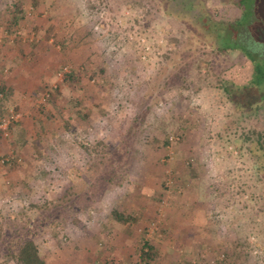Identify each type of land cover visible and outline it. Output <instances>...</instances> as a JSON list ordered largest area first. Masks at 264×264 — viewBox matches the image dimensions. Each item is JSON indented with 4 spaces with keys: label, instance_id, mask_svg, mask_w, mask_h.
<instances>
[{
    "label": "rangeland",
    "instance_id": "obj_1",
    "mask_svg": "<svg viewBox=\"0 0 264 264\" xmlns=\"http://www.w3.org/2000/svg\"><path fill=\"white\" fill-rule=\"evenodd\" d=\"M181 31L147 3L0 0V87L12 89L0 119L18 114L0 133V222L13 234L0 264L26 234L44 264H264V183L231 141L264 133V103L241 117L221 86L240 95L252 64L209 51L174 81L164 54Z\"/></svg>",
    "mask_w": 264,
    "mask_h": 264
},
{
    "label": "trees",
    "instance_id": "obj_2",
    "mask_svg": "<svg viewBox=\"0 0 264 264\" xmlns=\"http://www.w3.org/2000/svg\"><path fill=\"white\" fill-rule=\"evenodd\" d=\"M130 1L125 0L130 5L147 3L151 9L163 12L169 17H175L182 24L181 35H174L167 41L170 46L166 49L164 57L171 60L173 64V69L167 77L177 81L181 78L182 72L188 75L192 66L200 73L205 64L203 56L209 51L220 55L230 53L243 55L252 64V75L246 84L236 87L242 93L234 95L232 88L235 84L230 82H224L221 86L236 112H240L241 117L256 114L261 110V105L264 103V0H132V4ZM214 1L238 8L239 15L229 21L217 19L211 13ZM184 80L188 81V78ZM199 89L200 84L197 85L196 91ZM0 91V112L2 113L4 111L2 105L8 99L12 89L2 85ZM231 141L241 151L246 150V154L252 159L260 176L259 181L264 183V133L252 129L245 133V138L234 137ZM100 145L108 147L105 142H99L94 146L85 145L84 148L90 155L91 151L98 152ZM92 157L95 158V156H91V160H94ZM96 158L98 159V156ZM114 213L119 220H132L131 216L117 209ZM3 235L7 238L3 239L1 244L13 236L0 222V237ZM14 243L10 246L7 244L3 248L5 252L2 264H7L9 261H14L16 264L45 263L40 248L31 234L22 236ZM145 245L146 248L140 257L145 263H149L154 257V248L149 243Z\"/></svg>",
    "mask_w": 264,
    "mask_h": 264
},
{
    "label": "built area",
    "instance_id": "obj_3",
    "mask_svg": "<svg viewBox=\"0 0 264 264\" xmlns=\"http://www.w3.org/2000/svg\"><path fill=\"white\" fill-rule=\"evenodd\" d=\"M67 71H68V68L66 67L65 68V71H63L60 75L62 76H64L65 75V73H67ZM49 96V93L48 92H46V93H44V95H43V99H45L46 97H48ZM18 120V114H15V112L14 111H11L10 112V115H8V116H6V117H4L1 121H0V133L2 134V135H4V136H7L8 134H9V126L13 123V122H15V121H17ZM6 160L7 161H9L10 160V158H6ZM3 162H4V160H3Z\"/></svg>",
    "mask_w": 264,
    "mask_h": 264
}]
</instances>
